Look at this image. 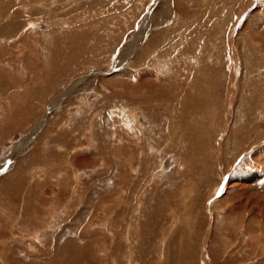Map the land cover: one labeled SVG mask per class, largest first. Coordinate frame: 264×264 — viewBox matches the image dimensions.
Instances as JSON below:
<instances>
[{
  "label": "rangeland",
  "instance_id": "obj_1",
  "mask_svg": "<svg viewBox=\"0 0 264 264\" xmlns=\"http://www.w3.org/2000/svg\"><path fill=\"white\" fill-rule=\"evenodd\" d=\"M263 213L264 0H0V264H264Z\"/></svg>",
  "mask_w": 264,
  "mask_h": 264
},
{
  "label": "bare ground",
  "instance_id": "obj_2",
  "mask_svg": "<svg viewBox=\"0 0 264 264\" xmlns=\"http://www.w3.org/2000/svg\"><path fill=\"white\" fill-rule=\"evenodd\" d=\"M50 3H51V2H50ZM14 24H15V23H14ZM16 24H17V23H16ZM29 25H30V24H29ZM17 26H18V25H17ZM21 26H22V25H21ZM26 27H27V26H26ZM7 28H8V27H7ZM10 33H11V32H10ZM136 40H138V39H136ZM133 42H134V41H133ZM141 42H142V41H141ZM131 46H132V45H131ZM137 46H138V42L135 43V46H134V49H135V50H136V47H137ZM131 50H132V49H131ZM133 51H134V50H133ZM190 83H191V82H190ZM37 87H38V86H37ZM72 88H73V87H72ZM69 89H70V88H69ZM40 92H41V91H40ZM68 93H69V91H68ZM194 95H195V94H194ZM60 100H61V99H60ZM58 104H60L59 101H58V102H55V103H54V106H52L50 109L55 108V106L58 105ZM186 104H187V103H186ZM20 106H21V105H20ZM177 106H178V105H177ZM185 108H186V107H185ZM182 109H183V108H182ZM166 110H167V109H166ZM173 112H176V111L173 110ZM174 117H175V116H174ZM175 118H176V117H175ZM178 119H179V118H178ZM170 120H171V119H170ZM178 121H179V120H178ZM45 123H47V122H45ZM45 123H44V124H45ZM44 124H43V122H41V123L38 125V129H40ZM34 134H35V133H33V135H34ZM31 135H32V134H31ZM23 141H26V142H27V138H25ZM28 141H29V140H28ZM255 149H256V148H255ZM253 151H254V150H253ZM253 151H252V152H253ZM255 153H256V152H255ZM251 155H252V154H251ZM253 156H254V155H253ZM233 185H234V184H231V182H227V183L225 184V186L223 187V189H224L223 191L225 192L226 188H227V189H229V188L231 189V187L233 188ZM223 191H222V192H223ZM224 192H223V193H224ZM261 210H262V209H261ZM263 214H264V213H263ZM263 237H264V236H263ZM8 255H9V254H8ZM203 261H205V260H203Z\"/></svg>",
  "mask_w": 264,
  "mask_h": 264
}]
</instances>
